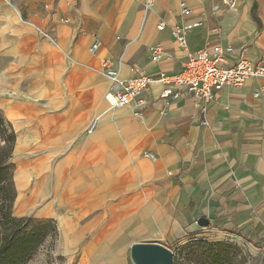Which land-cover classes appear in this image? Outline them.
<instances>
[{
	"label": "crops",
	"instance_id": "0c3cea01",
	"mask_svg": "<svg viewBox=\"0 0 264 264\" xmlns=\"http://www.w3.org/2000/svg\"><path fill=\"white\" fill-rule=\"evenodd\" d=\"M221 1L0 0V110L17 151L52 150L59 202L99 212L89 218L95 226L144 229L143 242L163 245L226 233L264 260V96H254L264 80L224 87L205 103L203 124L192 95L163 98L156 79L142 115L132 105L112 107L102 69L109 60L123 78H155L217 44L264 62V0L214 10ZM200 20L180 45L174 26ZM155 45L163 48L157 61Z\"/></svg>",
	"mask_w": 264,
	"mask_h": 264
},
{
	"label": "rangeland",
	"instance_id": "374dc122",
	"mask_svg": "<svg viewBox=\"0 0 264 264\" xmlns=\"http://www.w3.org/2000/svg\"><path fill=\"white\" fill-rule=\"evenodd\" d=\"M0 117H4L1 110ZM0 129H7L5 137L0 133L1 153L5 144V146L10 145L5 138L9 136L11 127L4 120ZM15 144L16 140L12 147H8L9 150L6 149L9 152L3 155V158L6 156L7 163L12 166L14 192L11 203L12 215L18 218L50 220L54 224L52 233L26 264H135L131 256V248L134 243L149 238L144 229L116 227L110 222L105 226L107 222L103 221L96 222L97 226H95V221L92 222L89 218L99 217V212L94 215L62 205L61 200L64 198L60 197L61 202H59L57 183L51 172L52 150L24 147L21 151H17ZM39 166H42L46 172L38 173ZM18 176H25L27 187L19 186ZM36 190L41 199L37 197L33 204L22 207L24 199L30 197ZM48 205L52 207L50 214L40 212ZM108 215L110 218L113 212H108ZM164 240L166 241L164 246L175 254L181 251L182 264H264L255 247L226 233L215 232V235L208 238L187 242H180L177 238Z\"/></svg>",
	"mask_w": 264,
	"mask_h": 264
},
{
	"label": "built area",
	"instance_id": "2783aa9c",
	"mask_svg": "<svg viewBox=\"0 0 264 264\" xmlns=\"http://www.w3.org/2000/svg\"><path fill=\"white\" fill-rule=\"evenodd\" d=\"M239 0H222L214 5V10L222 8H236ZM153 6L151 2L145 4L146 10ZM181 12L184 15H191L192 9L185 2L180 4ZM203 21H194L186 24H177L173 28V35L178 43L187 46V32L202 26ZM159 29L164 28V24L158 25ZM47 37V33L43 32ZM99 47V41L95 40L90 51L95 52ZM163 51L161 45L151 47L154 61L159 60ZM103 73L111 83L107 99L112 107H124L132 105L136 113L142 115V111L147 104L145 91L156 79L160 81L164 88L161 96L163 98L178 99L183 93H188L196 99L197 105L203 114V124H207L204 119L206 111L205 103L215 99L217 93L224 87H239L250 78H260L264 80V62L252 63L246 59L243 51H236L232 45H214L210 48L189 53L181 64L179 71L167 73L161 71L155 78L147 73L139 72L131 78L121 77L119 71L109 60L102 62ZM255 97L264 96V82L260 88L254 92ZM152 159L154 157L148 154Z\"/></svg>",
	"mask_w": 264,
	"mask_h": 264
},
{
	"label": "trees",
	"instance_id": "16d2710c",
	"mask_svg": "<svg viewBox=\"0 0 264 264\" xmlns=\"http://www.w3.org/2000/svg\"><path fill=\"white\" fill-rule=\"evenodd\" d=\"M4 120L8 122L11 131L5 138L10 145L5 146V144L0 153V264H26L37 248L52 233L54 224L50 220H34L31 217L18 218L12 215L11 203L14 196L12 166L7 163L6 156L3 158V155L6 154L8 147L13 146L16 133L5 117H0V128ZM6 132L7 129H0L4 137ZM181 254V251L175 254L174 264H182L180 263Z\"/></svg>",
	"mask_w": 264,
	"mask_h": 264
},
{
	"label": "water",
	"instance_id": "95a60500",
	"mask_svg": "<svg viewBox=\"0 0 264 264\" xmlns=\"http://www.w3.org/2000/svg\"><path fill=\"white\" fill-rule=\"evenodd\" d=\"M201 224L206 225L207 219ZM131 256L135 264H174L175 252L158 242L134 243Z\"/></svg>",
	"mask_w": 264,
	"mask_h": 264
},
{
	"label": "bare ground",
	"instance_id": "6f19581e",
	"mask_svg": "<svg viewBox=\"0 0 264 264\" xmlns=\"http://www.w3.org/2000/svg\"><path fill=\"white\" fill-rule=\"evenodd\" d=\"M20 149H23L22 147L21 148H19L18 147V150H20ZM22 179H24L23 181H22ZM26 178H25V176H18V184H19V186L21 187V188H25V187H27V185H28V183H27V179L25 180ZM38 195H40L39 193H38V190H36L30 197H26L25 199H24V201L22 202V207H24V206H30L31 204H33V202L34 201H36V199H37V197H38ZM39 198V197H38ZM39 199H41V198H39ZM37 203V202H36ZM28 211V210H27ZM40 212H42V213H46V214H50V212H52V207H51V205H48V206H45V207H43L41 210H40ZM23 213H25L24 211H23ZM137 264V263H136Z\"/></svg>",
	"mask_w": 264,
	"mask_h": 264
}]
</instances>
